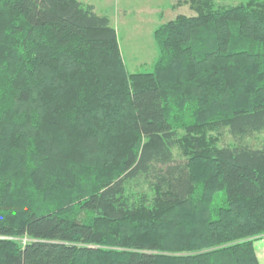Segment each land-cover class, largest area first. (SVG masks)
Returning a JSON list of instances; mask_svg holds the SVG:
<instances>
[{
    "label": "trees",
    "instance_id": "obj_1",
    "mask_svg": "<svg viewBox=\"0 0 264 264\" xmlns=\"http://www.w3.org/2000/svg\"><path fill=\"white\" fill-rule=\"evenodd\" d=\"M180 2L129 72L94 5L0 0V264H260L264 0Z\"/></svg>",
    "mask_w": 264,
    "mask_h": 264
},
{
    "label": "rangeland",
    "instance_id": "obj_2",
    "mask_svg": "<svg viewBox=\"0 0 264 264\" xmlns=\"http://www.w3.org/2000/svg\"><path fill=\"white\" fill-rule=\"evenodd\" d=\"M103 15L109 16L115 27L123 61L129 72L152 71L160 56L156 39L157 29L179 14L192 15L189 4L180 0H89ZM239 0H219L221 4L236 3ZM224 142L233 140L226 130ZM255 145L264 143V131L249 139ZM85 215L84 212L79 214ZM255 248L264 264V240L255 241Z\"/></svg>",
    "mask_w": 264,
    "mask_h": 264
},
{
    "label": "crops",
    "instance_id": "obj_3",
    "mask_svg": "<svg viewBox=\"0 0 264 264\" xmlns=\"http://www.w3.org/2000/svg\"><path fill=\"white\" fill-rule=\"evenodd\" d=\"M81 1L86 2V3H90V4L94 5L96 12L100 13V12L96 9V6H95V4H94L93 2H91V1H89V0H81ZM100 14H101V13H100Z\"/></svg>",
    "mask_w": 264,
    "mask_h": 264
}]
</instances>
